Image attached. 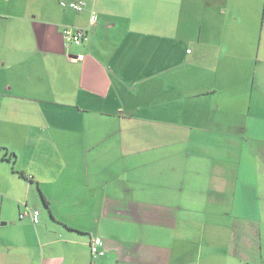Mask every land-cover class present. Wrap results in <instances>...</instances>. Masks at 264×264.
Here are the masks:
<instances>
[{
	"label": "crops",
	"instance_id": "crops-1",
	"mask_svg": "<svg viewBox=\"0 0 264 264\" xmlns=\"http://www.w3.org/2000/svg\"><path fill=\"white\" fill-rule=\"evenodd\" d=\"M60 1L0 0V264H264V0Z\"/></svg>",
	"mask_w": 264,
	"mask_h": 264
},
{
	"label": "built area",
	"instance_id": "built-area-1",
	"mask_svg": "<svg viewBox=\"0 0 264 264\" xmlns=\"http://www.w3.org/2000/svg\"><path fill=\"white\" fill-rule=\"evenodd\" d=\"M59 4L64 9H70L76 12L82 11L86 5L83 0H67V1L61 0ZM95 22H96V17L94 14H92L90 16V22L88 26H86V28H79L76 26L65 25L62 27L63 36L67 41L80 43L81 41L86 40L88 38V34L90 33L91 28ZM39 215H40V210L34 208L29 211L20 212L18 217L23 218L25 216H28L31 222L33 224H36L39 221ZM102 245H103L102 239L96 236L91 243L92 253L96 256L102 255L103 254Z\"/></svg>",
	"mask_w": 264,
	"mask_h": 264
},
{
	"label": "rangeland",
	"instance_id": "rangeland-1",
	"mask_svg": "<svg viewBox=\"0 0 264 264\" xmlns=\"http://www.w3.org/2000/svg\"><path fill=\"white\" fill-rule=\"evenodd\" d=\"M247 212H248V211H240V214L243 215L244 213H247ZM193 213H194V212H191V215H193ZM194 215H195V213H194ZM146 239H147V238H146ZM193 246L196 248V247L198 246V244L195 243V244H193ZM195 252H196V249H194L193 253H195Z\"/></svg>",
	"mask_w": 264,
	"mask_h": 264
},
{
	"label": "trees",
	"instance_id": "trees-1",
	"mask_svg": "<svg viewBox=\"0 0 264 264\" xmlns=\"http://www.w3.org/2000/svg\"><path fill=\"white\" fill-rule=\"evenodd\" d=\"M65 1H67V0H65ZM70 10V9H69ZM72 26V25H71ZM41 214V213H40ZM39 219H40V215H39ZM39 222V221H38ZM37 224V223H36Z\"/></svg>",
	"mask_w": 264,
	"mask_h": 264
}]
</instances>
